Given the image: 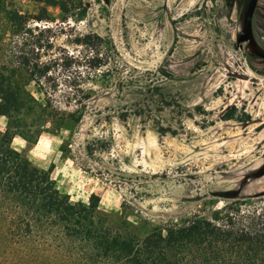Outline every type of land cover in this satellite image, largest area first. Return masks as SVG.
<instances>
[{
	"label": "rangeland",
	"instance_id": "rangeland-1",
	"mask_svg": "<svg viewBox=\"0 0 264 264\" xmlns=\"http://www.w3.org/2000/svg\"><path fill=\"white\" fill-rule=\"evenodd\" d=\"M57 1L64 9L7 1L9 9L24 14L46 8L47 21L30 20L28 26L51 28L43 36L50 46L40 49L50 70L26 89L63 117L56 128L45 120L35 142L16 135L12 146L32 165L49 169L70 201L87 203L96 194V215L138 236L154 226L210 219L228 206L263 208L264 172H256L264 167V61L249 64L236 10L217 12L223 30L216 34V0ZM163 6L171 14L155 25L151 14ZM86 35L89 40H82ZM117 58L127 76L111 69ZM164 59L173 78L159 80L161 90L150 107L112 113L96 123L94 116L79 124L69 119L89 90L114 88L118 79H133L139 71L150 76ZM114 98L117 106L132 99ZM6 123L0 116V133ZM225 190L241 197L219 196Z\"/></svg>",
	"mask_w": 264,
	"mask_h": 264
},
{
	"label": "trees",
	"instance_id": "trees-1",
	"mask_svg": "<svg viewBox=\"0 0 264 264\" xmlns=\"http://www.w3.org/2000/svg\"><path fill=\"white\" fill-rule=\"evenodd\" d=\"M7 1L0 0V116L7 119L0 133V264H264V207L228 206L213 218L154 226L138 236L96 215V194L87 203L70 201L49 169L32 165L12 146L16 135L35 142L45 120L56 128L63 117L26 89L50 70L40 49L50 46L43 36L51 28L28 26L30 20L46 22V8L24 14ZM36 1L64 9L57 0ZM87 97L77 114H68L75 124Z\"/></svg>",
	"mask_w": 264,
	"mask_h": 264
},
{
	"label": "flooded vegetation",
	"instance_id": "flooded-vegetation-1",
	"mask_svg": "<svg viewBox=\"0 0 264 264\" xmlns=\"http://www.w3.org/2000/svg\"><path fill=\"white\" fill-rule=\"evenodd\" d=\"M99 1H102L103 3H109L110 0ZM259 3L260 0H230L229 2L228 0H219V2L216 0L215 2L216 34L222 33L223 30L221 29L222 25H220L219 22L217 23V12L219 15L220 9L227 8L230 13H232L233 10H236L237 14H239V29L237 31L238 38L242 41H246V44L250 49L248 52L250 65H252L251 60L254 58H261L264 61V2L262 6H259ZM238 6L239 8L242 6V10L239 12L237 11ZM163 8L164 9H156L154 13L151 14L152 22H154L155 25H161V23L167 21V17L171 14V12L169 13L167 6H163ZM200 8L201 7H199V10ZM201 13L204 14V10H201ZM183 15L184 14H182V16ZM200 17L205 20V16L201 15ZM90 37L91 36L86 35V38H84L83 36L82 40H89ZM118 59L119 58H117V60L114 59L111 62L113 65L110 66L111 69H121L122 76H127L129 71L128 68L125 67L122 69ZM198 65L199 66H195V68H201V65ZM119 66L120 68H118ZM229 71L231 72V69ZM153 73H156V75L153 76ZM153 73H150V76H142V71H139V74L135 75L133 79H118V81L115 82L114 88H108L104 86L98 90H95L94 92H88L89 97L86 99L87 107L84 111H82L83 113L79 123H82L86 118H92V116H94L96 123L103 117H109L112 113L122 114L124 112L127 113L128 109H130V111H134L136 109L140 111L141 109L150 107L154 101V95H156L157 92L161 90V83L159 80H164L167 82L173 78L171 67L165 59ZM127 95L132 97L128 104H121L117 106L113 104L114 100L110 99L112 98L116 100L114 97H117L121 100ZM129 105H131L133 108L129 107ZM263 168H261V171L258 170L256 174L260 175L262 172H264ZM236 193L237 192L235 190H225L222 191L219 196L229 197Z\"/></svg>",
	"mask_w": 264,
	"mask_h": 264
},
{
	"label": "water",
	"instance_id": "water-1",
	"mask_svg": "<svg viewBox=\"0 0 264 264\" xmlns=\"http://www.w3.org/2000/svg\"><path fill=\"white\" fill-rule=\"evenodd\" d=\"M261 194H264V192L261 193ZM239 197H241V196H240V195H237V194H233L232 196H229V197H227V198L237 199V198H239ZM247 197H248V196H247Z\"/></svg>",
	"mask_w": 264,
	"mask_h": 264
}]
</instances>
